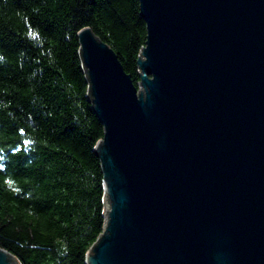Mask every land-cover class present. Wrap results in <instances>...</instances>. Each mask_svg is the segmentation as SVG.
Listing matches in <instances>:
<instances>
[{
	"label": "water",
	"instance_id": "95a60500",
	"mask_svg": "<svg viewBox=\"0 0 264 264\" xmlns=\"http://www.w3.org/2000/svg\"><path fill=\"white\" fill-rule=\"evenodd\" d=\"M135 84L77 32L104 226L86 264H264V0H137ZM0 264H18L0 248Z\"/></svg>",
	"mask_w": 264,
	"mask_h": 264
},
{
	"label": "trees",
	"instance_id": "16d2710c",
	"mask_svg": "<svg viewBox=\"0 0 264 264\" xmlns=\"http://www.w3.org/2000/svg\"><path fill=\"white\" fill-rule=\"evenodd\" d=\"M85 26L136 84L137 0H0V248L18 264H86L103 230V125L76 35Z\"/></svg>",
	"mask_w": 264,
	"mask_h": 264
}]
</instances>
